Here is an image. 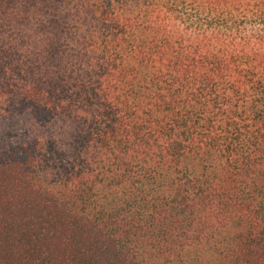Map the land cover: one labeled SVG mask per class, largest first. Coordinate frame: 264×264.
<instances>
[{
	"label": "trees",
	"instance_id": "1",
	"mask_svg": "<svg viewBox=\"0 0 264 264\" xmlns=\"http://www.w3.org/2000/svg\"><path fill=\"white\" fill-rule=\"evenodd\" d=\"M0 264H264V0H0Z\"/></svg>",
	"mask_w": 264,
	"mask_h": 264
}]
</instances>
